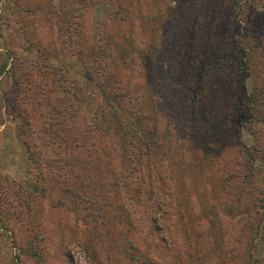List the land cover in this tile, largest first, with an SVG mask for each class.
<instances>
[{
    "label": "rangeland",
    "instance_id": "1",
    "mask_svg": "<svg viewBox=\"0 0 264 264\" xmlns=\"http://www.w3.org/2000/svg\"><path fill=\"white\" fill-rule=\"evenodd\" d=\"M254 95L264 0H0V264H264Z\"/></svg>",
    "mask_w": 264,
    "mask_h": 264
},
{
    "label": "trees",
    "instance_id": "2",
    "mask_svg": "<svg viewBox=\"0 0 264 264\" xmlns=\"http://www.w3.org/2000/svg\"><path fill=\"white\" fill-rule=\"evenodd\" d=\"M251 106L253 110V115H252V121L255 120L257 122H260V118L263 117L264 112L259 111L258 109L261 108V104L259 102V99L256 95L253 96V99H251Z\"/></svg>",
    "mask_w": 264,
    "mask_h": 264
}]
</instances>
